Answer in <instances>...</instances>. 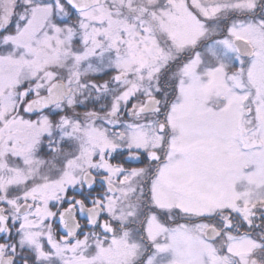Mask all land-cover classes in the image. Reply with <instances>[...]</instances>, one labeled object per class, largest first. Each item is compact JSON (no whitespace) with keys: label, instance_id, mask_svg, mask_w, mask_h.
Listing matches in <instances>:
<instances>
[{"label":"snow or ice","instance_id":"6c2138e0","mask_svg":"<svg viewBox=\"0 0 264 264\" xmlns=\"http://www.w3.org/2000/svg\"><path fill=\"white\" fill-rule=\"evenodd\" d=\"M0 264H264V0H0Z\"/></svg>","mask_w":264,"mask_h":264}]
</instances>
